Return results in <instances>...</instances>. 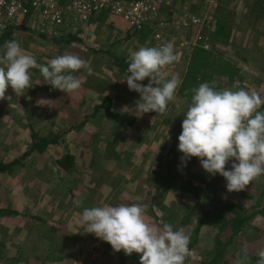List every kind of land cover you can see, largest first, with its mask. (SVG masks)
Masks as SVG:
<instances>
[{
  "label": "rangeland",
  "instance_id": "1",
  "mask_svg": "<svg viewBox=\"0 0 264 264\" xmlns=\"http://www.w3.org/2000/svg\"><path fill=\"white\" fill-rule=\"evenodd\" d=\"M252 1L220 0L219 8L237 12L228 46L213 43L212 30L203 35L209 50L215 47V54L224 56L240 70V77L229 88L255 90L264 97V18L252 11ZM110 18L115 22L108 19L89 24L88 30L82 28L77 34L80 41L63 48L41 39L40 33L31 29L15 31L10 38L18 41L38 64L46 65L59 55L75 54L88 62L93 73L89 75L84 69L75 73L82 86L67 94L52 89L39 68H34L30 70L31 88L20 94L9 87L0 99L1 167L29 150L33 135H61L45 153L26 157L23 167L17 165L0 173V210L17 213L0 216V264H137L140 254L116 252L108 242L86 232L82 223L86 207L143 204L146 222L160 226L169 223L174 230L184 229L190 237L191 255L185 264H210L212 240L217 236L224 240L230 237L231 227L222 226L220 220L226 204L238 206L246 215H264V199L259 197L264 189V175L242 191L229 192L225 178L208 174L199 158H191L186 166L181 163L178 137L191 102L175 95L163 114L136 112L140 94L129 90L123 81L126 76L113 65V58L106 51L130 60L139 48L153 46L139 45L136 37L125 40L126 23ZM20 25L28 26L24 22ZM172 41L176 60L164 71L168 79H182L187 56L178 50L177 39ZM149 79L140 83L147 85ZM104 97L111 101L110 112L134 118L132 125L111 117L104 109L93 116L94 107L100 106ZM65 155L74 158V166L67 172L62 169L60 177L55 162ZM230 167L231 161L226 165ZM217 176L206 200L202 223L198 224L195 215L185 224L183 216L195 203L193 187L203 189L201 178L208 182ZM76 200L82 201L80 207L75 205ZM28 217L42 221L36 225L41 226L40 233L31 229L34 223ZM232 240L217 264H238L245 253V264H257L256 252L264 248V216L249 218Z\"/></svg>",
  "mask_w": 264,
  "mask_h": 264
},
{
  "label": "clouds",
  "instance_id": "2",
  "mask_svg": "<svg viewBox=\"0 0 264 264\" xmlns=\"http://www.w3.org/2000/svg\"><path fill=\"white\" fill-rule=\"evenodd\" d=\"M176 60L174 47L166 42L159 47H141L131 57L126 70L130 91L140 94L136 112L163 114L173 101L182 80L167 78L164 69ZM39 71L52 89L72 93L82 86L75 75L81 69L89 75L93 68L79 55L64 54L38 64L36 58L24 52L16 40L6 41L0 48V99L11 87L22 94L31 88V69ZM150 78L147 85L140 82ZM237 86H233L236 88ZM233 88L218 90L209 82L191 89V103L184 113L178 151L186 166L191 158H199L210 175H221L229 192L242 191L253 180L264 175V97L255 90ZM231 161V167L226 165ZM75 205L80 207L81 200ZM143 204L104 205L86 207L82 223L86 232L108 242L116 252L140 254V264H185L191 255L190 237L184 229L174 230L169 223L149 224ZM257 264H264V248L256 252ZM247 254L238 264H245Z\"/></svg>",
  "mask_w": 264,
  "mask_h": 264
},
{
  "label": "built area",
  "instance_id": "3",
  "mask_svg": "<svg viewBox=\"0 0 264 264\" xmlns=\"http://www.w3.org/2000/svg\"><path fill=\"white\" fill-rule=\"evenodd\" d=\"M219 7L220 0H0V34L24 22L34 32L60 37L107 13L131 32H149L153 47L177 39L188 59L194 47L209 50L203 32L214 29Z\"/></svg>",
  "mask_w": 264,
  "mask_h": 264
},
{
  "label": "trees",
  "instance_id": "4",
  "mask_svg": "<svg viewBox=\"0 0 264 264\" xmlns=\"http://www.w3.org/2000/svg\"><path fill=\"white\" fill-rule=\"evenodd\" d=\"M252 11L258 14L259 16L264 18V1L262 0H253L252 1ZM94 21V20H93ZM97 21V20H96ZM100 21L103 20V16L100 17ZM236 21V13L232 9L227 8H218L215 15V24L214 29L212 30V41L216 45L220 46H228L231 41L233 29ZM30 29L28 26L19 25L16 27H10L5 32L0 34V47L6 42L11 40V36L13 32L19 30H28ZM41 39L50 40L54 46L58 45H70L75 42H79L80 40L76 35H71L70 33H65L60 37H52L50 35L38 34ZM149 32H127L125 40L130 39L132 37H137L139 45H151L148 41ZM205 50L201 47H194L188 57L187 65L185 68V72L182 77V84L177 89L176 95L179 99L185 100L187 102H191L192 92L191 89L198 87L200 83L209 82L213 84L218 90H222L225 87L229 88L230 85H233L236 80L240 77V70L232 62L225 59L224 56L215 54L213 49ZM226 54V53H225ZM108 55L113 58L114 65L119 69L120 73L126 76V70L130 60H126L125 58L117 57L114 53L108 52ZM225 84V87H223ZM111 101L108 98H103L102 104L95 108V112H93V116L98 112L99 109H104L111 117H118L124 119L128 123L127 125H132L134 118H123V116H117L110 112ZM264 109V105H262L260 111ZM61 135H55L53 133L48 134L47 136L40 137L33 135L31 137L32 143L29 148L21 157L12 162L9 165H5L4 167L0 166V173L3 171H8L14 166L23 167L22 161L26 160V157H29L32 154L37 155V153L42 154L45 153L47 148L50 146H55L58 143L59 137ZM57 167L56 174L62 177L61 172L62 169L64 172L69 171L74 166V158L65 155L62 159L55 162ZM219 178L217 176L215 179L210 181H204L201 178V182L204 184V188L201 189L199 187H193L192 194L195 198V203L190 207L188 214L183 216L184 223L186 224L189 219L195 215H198L197 220L200 225L203 221V217L205 215L206 210V200L209 195H211V189L215 181ZM259 197L264 199V189L261 190ZM264 201V200H263ZM178 212L180 210H177ZM225 215L220 217L222 222V226L228 225L231 227V235L228 239L223 237H215L212 241H214V246L211 250L213 254V258L210 261V264H217L224 258L223 256L228 251L229 245L232 243V239L243 229L244 225L249 218H252L256 215H262L261 212H252L249 215H246L244 210L239 208L234 204H226L223 208ZM17 215L15 211L10 209L0 210V216L3 217H11ZM175 213H171L168 215L167 220H171L175 216ZM33 223L34 228L38 233L41 226H36L38 224H42V221L39 218L28 217ZM259 228V227H257ZM256 228V229H257ZM261 229V228H260ZM197 233V230H195ZM137 259V264H140V258ZM12 263H15L16 260L10 259ZM246 264H254L251 261H247Z\"/></svg>",
  "mask_w": 264,
  "mask_h": 264
},
{
  "label": "crops",
  "instance_id": "5",
  "mask_svg": "<svg viewBox=\"0 0 264 264\" xmlns=\"http://www.w3.org/2000/svg\"><path fill=\"white\" fill-rule=\"evenodd\" d=\"M236 11V10H235ZM237 13V12H236ZM101 16H103V22H105L106 20H112V21H114L112 18H110V17H112V16H109L107 13H102V14H100L99 16H97V17H95V18H93L92 20H90L87 24H85V25H79V26H77L74 30H72V31H70V34L71 35H76L77 37H78V32H80L81 31V29L82 28H84V29H86V30H88L89 28H91V26L89 25V24H95V23H102V21H100V17ZM94 20V21H93ZM97 20V21H96ZM115 22V21H114ZM78 29V30H77ZM77 30V31H76ZM125 32L127 33V32H131V30H129L128 28H127V25H126V28H125ZM235 29H233V31H234ZM131 33H134V32H131ZM137 38V37H136ZM137 41H138V39H137ZM73 44V43H72ZM147 44V43H146ZM66 45H58V46H56L57 48H63V47H65ZM106 54H108V51H106ZM187 59H185V65H187V61H186ZM113 65H114V63H113ZM184 65V66H185ZM116 67V66H115ZM117 68V67H116ZM185 68H186V66H185ZM105 98V97H104ZM97 106H95L94 108H96Z\"/></svg>",
  "mask_w": 264,
  "mask_h": 264
}]
</instances>
